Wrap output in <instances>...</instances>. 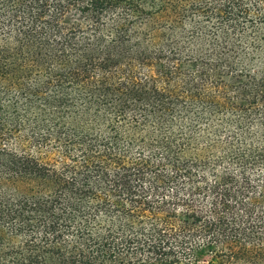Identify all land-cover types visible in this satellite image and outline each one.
<instances>
[{"label": "trees", "instance_id": "obj_1", "mask_svg": "<svg viewBox=\"0 0 264 264\" xmlns=\"http://www.w3.org/2000/svg\"><path fill=\"white\" fill-rule=\"evenodd\" d=\"M264 264V0H0V264Z\"/></svg>", "mask_w": 264, "mask_h": 264}, {"label": "rangeland", "instance_id": "obj_2", "mask_svg": "<svg viewBox=\"0 0 264 264\" xmlns=\"http://www.w3.org/2000/svg\"><path fill=\"white\" fill-rule=\"evenodd\" d=\"M210 256H204L198 264H207V260H209Z\"/></svg>", "mask_w": 264, "mask_h": 264}]
</instances>
